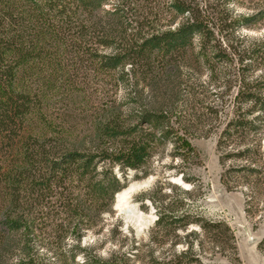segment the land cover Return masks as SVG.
Instances as JSON below:
<instances>
[{
	"label": "trees",
	"instance_id": "16d2710c",
	"mask_svg": "<svg viewBox=\"0 0 264 264\" xmlns=\"http://www.w3.org/2000/svg\"><path fill=\"white\" fill-rule=\"evenodd\" d=\"M226 2L0 0V249L11 237L20 236L23 247L16 264H40L28 246L37 220L30 219L31 211L34 204L46 202L55 192L56 247L73 244L65 256L59 254L60 264H78L80 255L86 257L85 264H119L117 255L102 261L87 255L81 245L96 219L113 213L115 197L123 189L113 168L118 165L123 178L129 170L141 171L152 157V145L169 141L178 152L187 150L176 155L183 159L194 152L189 137L199 136L192 122L201 119L196 103L204 101L189 87L185 101L191 108L179 115L174 103L173 108L142 103L136 125L125 132L115 118L108 119L94 125V140L86 143L73 139L61 119L58 126L56 122V139H49L52 127L46 126L40 107L53 83L59 84L56 67L62 69L67 63L94 68L97 74L101 70L115 87L139 98L143 90H154L164 77L176 76L179 63L214 70L219 63L237 61L241 71L225 73L228 81L224 84L229 88L239 84L240 90L234 99L233 117L219 135L218 148L222 164L227 160L238 164L225 171L222 180L226 185L227 179L242 180L249 204L263 195L264 133L260 131L264 129V76L248 81V75L250 68L253 72L264 66V39L256 47L240 49L227 35L264 17V10L238 18ZM101 14L106 21L92 22ZM75 83L64 81L59 89L63 87L60 91L69 97ZM170 98V102L175 100L174 95ZM218 98L225 102V94ZM152 99L155 102L156 98ZM205 110L216 118L220 113L211 104ZM174 112L178 126L172 122ZM163 186L157 184L142 198H149L158 210V220L149 233L151 241L158 247L171 241L173 257L167 261L151 251V263L185 264L193 255L189 239L198 241L200 254H205L206 239L212 240L213 251L224 252L222 239L234 240L231 229L223 222L193 215L175 198V194L188 198L193 190L168 184L170 194L157 198ZM192 225L200 231L188 233ZM181 244L187 245L185 251L176 250ZM258 248L264 252V239ZM133 260L143 264L142 247L136 248Z\"/></svg>",
	"mask_w": 264,
	"mask_h": 264
},
{
	"label": "rangeland",
	"instance_id": "374dc122",
	"mask_svg": "<svg viewBox=\"0 0 264 264\" xmlns=\"http://www.w3.org/2000/svg\"><path fill=\"white\" fill-rule=\"evenodd\" d=\"M217 1L220 0H212L214 3ZM226 3L228 9L238 18L248 17L264 10V0H228ZM103 18L102 14L98 15L92 19V22L106 21ZM227 36L229 41L237 43L240 49L258 46L264 39V17H260L255 22L244 23L233 31L230 30ZM241 68L237 61L219 63L214 70L206 65L179 63L176 76L164 77L159 85L153 88L154 90L146 88L138 98L129 97L124 88L115 87L109 75H105L101 70L97 74L94 68H91L92 70L79 68L70 63L65 64L63 70L56 67L55 79L59 84L56 85V81L53 83L52 91L45 93L46 99L40 107L43 110L46 126L52 127L48 135L49 139H56V122L58 126L62 122L61 119H65L64 125L71 130L73 139L86 143L94 140V125L108 119L115 118L125 132L129 127L136 125L142 103L150 107V103L153 102L155 106L160 104L170 108H173L174 103L176 113L179 115V111L191 108L185 101V92L189 87L194 88V92L199 94V99L204 101V103L200 101L196 103L197 115L201 119L192 122L198 127L199 136L189 137L194 152H190L182 159L176 155L186 154V149H180L178 152L174 142L171 141L163 144L155 143L152 145V157L141 171L129 170L123 178L119 166L113 168L114 174L122 180V191L135 185L139 188L132 191L128 207H118V194L122 192L120 191L115 197L113 213H104L96 219L94 228L82 239L81 245L87 255L107 261L115 254L117 255L115 261L119 264H139L133 260V254L140 246L143 264H152L151 251L155 252L156 257L163 255L167 261H170L173 257L172 242L168 241L158 247L150 239L149 233L158 220V210L149 198L142 197L151 193L157 184L165 185L161 193L157 194V198L170 194L171 190L167 185L171 184L183 190H193L188 198L180 194H175V198L182 201L185 208L193 215H199L207 221L225 223L234 237V240L227 236L222 239L224 252L213 251L212 240L206 239L205 254L199 253L196 239H189L193 243V255L185 260V264H264V252L258 248L264 239V193L249 204V194L242 180L227 179L226 185L222 176L225 171L238 163L227 160L225 165L222 164V152L218 148L219 135L233 117L234 99L240 90L239 84L230 88L224 84L228 81L225 73L231 72L235 75L239 70L241 71ZM250 69L248 81L264 76V66L253 72L254 68ZM212 73H215L216 81L212 80ZM43 76L47 77L48 72L44 71ZM69 80L76 82V85L72 88V93H69L70 96L66 97L67 94L60 91L63 87L61 89L59 87L61 83ZM220 94H225L224 103L218 98ZM172 95L175 96V100L170 102ZM152 97L156 98L155 102ZM209 104L215 109H220L217 118L205 110V106ZM177 114L175 112L170 114L174 126H178ZM260 133H264V129H261ZM252 134H249V139ZM53 143L55 144L56 141ZM151 181L152 186L143 188ZM263 184L262 181V187ZM130 207H136L144 217L152 218L141 232L135 223L128 219L126 211ZM32 209L30 219H37L28 245L32 254L40 264H60L59 254L65 256V250L73 244L70 241L66 247L58 249L56 247V192L46 202L34 204ZM191 231H200V229L192 225L188 233ZM186 234L183 233V236ZM22 247L23 241L18 235L6 241L4 249H0L2 264H16V259L20 255L19 249ZM186 249L187 245L183 244L176 248L177 251ZM85 259L84 255H80L77 259L78 264H85ZM194 259H199V262H191Z\"/></svg>",
	"mask_w": 264,
	"mask_h": 264
},
{
	"label": "bare ground",
	"instance_id": "6f19581e",
	"mask_svg": "<svg viewBox=\"0 0 264 264\" xmlns=\"http://www.w3.org/2000/svg\"><path fill=\"white\" fill-rule=\"evenodd\" d=\"M150 183H152V181L148 182L147 185H149ZM136 188H139V186H132L130 189H125L124 191L118 194L119 208L128 207L131 193ZM126 212L128 213V219L135 223L140 232L144 229L145 226H147L151 222L152 218L144 217L142 214L139 213L136 207H130L127 209Z\"/></svg>",
	"mask_w": 264,
	"mask_h": 264
},
{
	"label": "water",
	"instance_id": "95a60500",
	"mask_svg": "<svg viewBox=\"0 0 264 264\" xmlns=\"http://www.w3.org/2000/svg\"><path fill=\"white\" fill-rule=\"evenodd\" d=\"M150 186H152V183H150L149 185H146V186H144L143 188H149Z\"/></svg>",
	"mask_w": 264,
	"mask_h": 264
}]
</instances>
